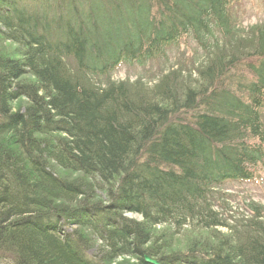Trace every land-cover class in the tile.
<instances>
[{
	"label": "trees",
	"instance_id": "16d2710c",
	"mask_svg": "<svg viewBox=\"0 0 264 264\" xmlns=\"http://www.w3.org/2000/svg\"><path fill=\"white\" fill-rule=\"evenodd\" d=\"M234 1L0 0V264H264L263 208L230 226L215 192L264 167V27L197 85L110 81L183 37L229 39ZM237 62L249 74L213 87Z\"/></svg>",
	"mask_w": 264,
	"mask_h": 264
},
{
	"label": "rangeland",
	"instance_id": "374dc122",
	"mask_svg": "<svg viewBox=\"0 0 264 264\" xmlns=\"http://www.w3.org/2000/svg\"><path fill=\"white\" fill-rule=\"evenodd\" d=\"M232 13V32L229 39L218 37L219 43L208 52L201 50L191 37H183L178 44L167 48L165 54L155 59L148 60L144 64H119L110 75L113 83L123 82L129 88L151 89L166 73L176 71L182 82L197 85L198 71L205 67L211 57L216 53L234 51L236 53L248 52L255 41L256 29L264 27V0H236L230 7ZM12 45L0 37V52H11ZM240 58V57H239ZM236 78L240 75H248V69L244 62H237L231 70L225 69V75L219 82H213L212 86H226L229 81L226 78ZM237 80V79H236ZM93 82L105 86L103 78L94 79ZM264 120V115H263ZM219 199L217 206L224 214L226 222L230 226L247 217L254 215L251 211V203L260 205L263 210L264 221V167L260 168L256 177L250 181L225 182L216 189ZM127 217L138 218L136 214H127ZM156 227L157 235L164 234L165 238L172 239L169 249L183 251L191 242L192 233L188 228L177 233L173 229ZM224 231V229H222ZM91 255V251L88 252ZM134 262L128 257L116 258L111 264H129Z\"/></svg>",
	"mask_w": 264,
	"mask_h": 264
},
{
	"label": "water",
	"instance_id": "95a60500",
	"mask_svg": "<svg viewBox=\"0 0 264 264\" xmlns=\"http://www.w3.org/2000/svg\"><path fill=\"white\" fill-rule=\"evenodd\" d=\"M144 261L149 264H159L156 260L149 258L148 256H144Z\"/></svg>",
	"mask_w": 264,
	"mask_h": 264
},
{
	"label": "bare ground",
	"instance_id": "6f19581e",
	"mask_svg": "<svg viewBox=\"0 0 264 264\" xmlns=\"http://www.w3.org/2000/svg\"><path fill=\"white\" fill-rule=\"evenodd\" d=\"M145 256V255H144ZM144 256H143V259H144Z\"/></svg>",
	"mask_w": 264,
	"mask_h": 264
}]
</instances>
